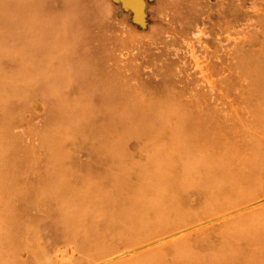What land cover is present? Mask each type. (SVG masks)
<instances>
[{
  "label": "rangeland",
  "instance_id": "rangeland-1",
  "mask_svg": "<svg viewBox=\"0 0 264 264\" xmlns=\"http://www.w3.org/2000/svg\"><path fill=\"white\" fill-rule=\"evenodd\" d=\"M264 0H0V264H264Z\"/></svg>",
  "mask_w": 264,
  "mask_h": 264
},
{
  "label": "bare ground",
  "instance_id": "bare-ground-1",
  "mask_svg": "<svg viewBox=\"0 0 264 264\" xmlns=\"http://www.w3.org/2000/svg\"><path fill=\"white\" fill-rule=\"evenodd\" d=\"M262 27H264V18H263V22H262ZM262 43L264 44V41Z\"/></svg>",
  "mask_w": 264,
  "mask_h": 264
}]
</instances>
